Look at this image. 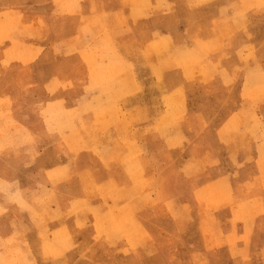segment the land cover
<instances>
[{
  "label": "crops",
  "instance_id": "crops-1",
  "mask_svg": "<svg viewBox=\"0 0 264 264\" xmlns=\"http://www.w3.org/2000/svg\"><path fill=\"white\" fill-rule=\"evenodd\" d=\"M251 1L256 0H53L54 6H62L64 24L67 20L77 23L71 35L62 33L60 58L65 66L44 85L46 99L26 104L28 109L22 110L13 93L16 84L7 86L0 77V264H13L5 258L4 250L14 249L16 240L19 250L30 247L28 228L37 236V249L44 250L43 234L51 243L58 234L70 238L71 229H79L81 219L91 221L94 239L101 240L98 244L106 250L105 244L109 247L113 261L112 254L118 250L131 257V264H264V100L244 98L252 83L243 66L249 56V69L264 75V46L259 47V42L264 43V16L250 15L264 12V6H247ZM5 15L22 16L37 41L54 24L49 15L29 18L20 8L2 9L0 19ZM243 27L259 29L253 35L254 42L241 36V45L233 51L229 48L231 29ZM237 39L240 41V36ZM39 46L43 48L36 42L35 48ZM10 49H1L3 59ZM37 57L31 55L30 62ZM225 57H232V62L223 60ZM134 58L156 59L154 66L159 69L166 61L191 58L192 74L209 67L212 74L220 75L217 96H206L205 102L199 103L193 98L196 93L190 95L187 119L199 124L201 131L175 127L171 136L163 134L164 128L159 133L175 143L189 136L198 142L197 148L201 140L212 136L222 148L219 159L218 152L209 149V142L201 144L204 149L199 150V156H212L206 161L205 172L191 182L189 194L172 198L161 189L130 194L135 188L130 173L146 170L143 160H132L129 143L133 134L117 130L124 119L129 120L124 107L131 105L130 91L140 89L131 61ZM236 71L238 98L234 103L228 95ZM166 72L163 69L162 75ZM185 73V69L179 72L181 82ZM258 82L255 79L254 85ZM65 84L75 86L77 94L70 90L68 98L64 97ZM161 87L158 83L157 88ZM180 87L177 84L173 89ZM164 117L157 120L158 127L164 124ZM6 120L15 123L21 133L4 135ZM43 121L74 124L77 137L89 135L95 140L93 149L72 153L64 133L48 128L40 132ZM203 123L209 124L208 128L221 125L214 136ZM43 136L45 141L40 145L38 139ZM122 138L126 142L120 145ZM137 147L145 153L144 145L137 143ZM9 165L14 167L12 174ZM35 165L39 172L32 176ZM76 170L99 172L95 173L97 191L109 185L122 186L123 178L117 172L124 171L125 193L119 200L100 194L95 199L63 192L59 195L55 186L69 171ZM214 202L219 203L216 209ZM182 203L191 204L193 222L176 223L181 219ZM154 206L167 210L173 227L155 229L137 219ZM171 238L173 244L168 242ZM44 263L70 261L62 258ZM34 264L41 263L34 260Z\"/></svg>",
  "mask_w": 264,
  "mask_h": 264
},
{
  "label": "rangeland",
  "instance_id": "rangeland-1",
  "mask_svg": "<svg viewBox=\"0 0 264 264\" xmlns=\"http://www.w3.org/2000/svg\"><path fill=\"white\" fill-rule=\"evenodd\" d=\"M61 1L63 0H54L56 3ZM247 6H264V0L251 1ZM11 8L22 9L29 18L49 15L52 17L51 19H54V24L45 29L43 37L39 39V41L35 39L32 27L23 22L22 16L8 18V16L5 15L2 17V20L0 19V47H6L7 49L11 47L5 55V59L1 57V49L3 48L0 49V77L7 86L12 87L13 84H16V87L14 86L15 90L13 91L14 96L21 101L19 104H22V110H26L28 109L26 104L30 105L46 99L44 85L47 81L57 76L60 69L65 66V62L60 58L62 55L61 45L64 43L62 42V33L67 35L69 33L71 35L76 31L77 22L76 20H67L64 24L62 21V6H54L53 0H0V11L2 9ZM250 15L264 16V12H252ZM258 29L259 27L256 29L251 27H243L242 30L231 29L229 38L231 42L229 48L235 51L237 46L241 45V36H245L246 40L248 37H251V41L254 42L253 35ZM237 36H240V41H238ZM36 42L43 45V48L39 46L40 48L36 49ZM260 45L263 47L264 43L261 44L259 42V47ZM52 49H54L53 52L51 51ZM53 53H55L54 56H52ZM232 53L234 54V52L230 54ZM33 54H38V57L35 61L30 62V56ZM56 56H58V58ZM232 59V57H225L223 60L232 62ZM249 59V56L245 57L243 66L247 69V80L252 84H250L249 89L245 91L244 98L264 100V91L259 89L260 87L264 88V77H262L264 75L262 74V76H260L259 74H254V72L249 69L251 67ZM131 61L134 64L135 77L138 80L140 89L130 91L131 105H128V107L125 106L126 108L124 107L125 110L127 109L129 120L127 121L124 119L125 121L119 124L117 130H123L133 134V139H128V141L131 140L129 144L130 148L133 149L132 160L134 163H137V159H139V162L143 160L146 170L143 172V170L139 168L130 173L132 174V179L135 184L134 191L130 194L136 195L142 192L147 193L148 191L151 193L153 190L157 189L165 191L166 196L172 198L175 194H189L193 190L191 182H195V179L205 172L206 161L208 157L212 156L211 154L199 156L201 154L199 150L203 148L201 144L205 145L206 141L209 142V149L212 150L213 148L215 153L218 152V154H216L218 158L221 155L219 151H222V148L219 146L217 138L212 136L208 139L201 140L197 148L198 142L191 141L189 136H187L186 141L179 140L175 143L170 141L171 137L163 139L161 137L162 135L160 136L159 133L162 132L164 128L166 132L163 134L171 136L175 127H177L178 130L182 129V131L188 132L201 131L202 128L199 124L192 123L187 119L191 114L190 95L196 93L193 98H196L199 103H204L206 96H217L216 92H218L217 87L219 84L216 81L219 80L220 75L212 74L213 70H210L209 67H202L198 69L195 74H192L189 72L191 70V58L166 61L163 65V69L167 72L163 75V69L154 66L157 61L156 59L134 58ZM72 66H75V63H72ZM184 69L186 73L181 76L184 82H181L179 79V72ZM238 72L239 71H236L234 84L231 83L230 85L231 88H233L228 95L230 100L234 103L238 98V90L235 89L238 84ZM255 79L259 81L258 84L262 83V85H254ZM158 83L162 86L161 89L157 88ZM177 84L181 86L180 90H178V88L173 89ZM255 87L256 89H254ZM74 88L75 86L72 84H65L66 91L64 97L68 98L67 95H69L70 90L72 93L77 94ZM198 89H200V91ZM209 113L212 114V112ZM44 115H42V117H44ZM163 115L165 116L163 119L164 126L158 127L159 123H157V120ZM213 125V128H208L207 126H209V124H202L203 128L207 127V130H211V134L215 136V131L220 127L221 123ZM84 126L85 124H82V127ZM17 127L15 123L6 120L4 128L6 132L5 134L3 132L1 134L7 135L10 131L20 132ZM41 127L40 132H44L45 129L48 128L50 131L53 130L54 132L58 131L59 133H64L65 143L74 154L83 152L87 148L92 150L94 147L95 140L92 139L91 136L89 137V135H86L84 139L77 137L74 124L63 123L61 121H54V123H46L43 121ZM22 130L24 129L22 128ZM204 130L206 131V129ZM42 138L43 139H38L40 145H42L41 142L43 143L45 141V137L43 136ZM121 142L125 144L126 140L124 138L119 139L120 145H122ZM137 143L139 146L144 145V154L141 148L137 147ZM119 144L118 148L120 146ZM193 151L198 155L195 156ZM7 168L10 169L11 174L14 172L13 166L9 165ZM38 172L39 167L35 165L32 167L30 175L33 176ZM95 173L99 174V172L95 170L69 171L62 177L63 181L61 180L55 188L59 191V195H62L63 192V194L72 197L82 195L95 199L98 194H100L102 196H112L115 200H119V195L125 193L124 189H126V184L124 183L125 172L121 170L117 172L118 175L123 178L122 186L117 188L115 185H109L104 188H99V191H97L95 186L97 183ZM2 191L5 190L2 189ZM218 205V202H214L213 209H216ZM136 209L137 208H135V210ZM181 210V219L176 221V223L188 224L193 222L194 216L191 215L193 211L191 204L182 203ZM147 211L148 214L146 216L144 215L142 218L140 214L137 219L141 222H143L144 219L145 223L155 229L160 226L166 228L173 227L172 222H174V220L165 208L154 206L147 209ZM118 216L119 219H121L123 213ZM169 218L171 220H169ZM72 222L73 220L71 219V223ZM79 227V229L75 227L71 229L70 238H65L62 234H58L55 236L53 243L43 234L44 250L37 249L39 246L38 240H36L37 236L33 233L31 228H28L27 232H29V237L31 239L30 247L27 246V250H19L17 247L19 241L16 240L14 249L9 250L7 248L4 250L5 258H9L11 262H7L13 264H34V260L41 264H45V260H53L56 263L62 258L69 259V264H77V262H82L83 264H128L127 260H130L129 264H131V257L125 252H119L118 250L114 251L112 254L115 260L113 261V259H110L109 247L105 244L107 247L106 250L101 244H98L102 243L101 240L97 241L94 239L93 232L95 229L91 221L88 222L87 220L81 219ZM77 233H82V235L78 237L75 235ZM114 240L116 241V239ZM168 242L173 244L174 239L171 238ZM184 242L182 241V243ZM93 243L98 244V246H95ZM5 246L9 247L10 245L6 244Z\"/></svg>",
  "mask_w": 264,
  "mask_h": 264
}]
</instances>
